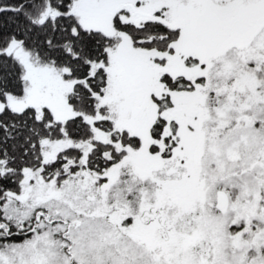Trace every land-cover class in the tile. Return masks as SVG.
Returning a JSON list of instances; mask_svg holds the SVG:
<instances>
[{
    "label": "snow or ice",
    "instance_id": "6c2138e0",
    "mask_svg": "<svg viewBox=\"0 0 264 264\" xmlns=\"http://www.w3.org/2000/svg\"><path fill=\"white\" fill-rule=\"evenodd\" d=\"M0 264H264V0H0Z\"/></svg>",
    "mask_w": 264,
    "mask_h": 264
}]
</instances>
